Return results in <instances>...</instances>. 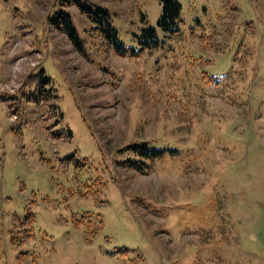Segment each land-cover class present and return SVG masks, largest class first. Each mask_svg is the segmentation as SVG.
<instances>
[{
  "label": "rangeland",
  "instance_id": "obj_1",
  "mask_svg": "<svg viewBox=\"0 0 264 264\" xmlns=\"http://www.w3.org/2000/svg\"><path fill=\"white\" fill-rule=\"evenodd\" d=\"M177 1L166 36L158 0H0V264H264V0Z\"/></svg>",
  "mask_w": 264,
  "mask_h": 264
},
{
  "label": "trees",
  "instance_id": "obj_2",
  "mask_svg": "<svg viewBox=\"0 0 264 264\" xmlns=\"http://www.w3.org/2000/svg\"><path fill=\"white\" fill-rule=\"evenodd\" d=\"M78 0H70V3L75 4L81 12H86L89 18L93 19L99 14V18L104 16L108 17L106 11L102 8L97 7L96 13L93 17L89 15V7L81 6L77 2ZM160 3V13L156 20V26L159 28L166 36L171 35L178 31V21H179V3L177 0H158ZM58 26L57 29L65 32L67 38L72 43V45L77 49L81 50L80 42L77 38L76 31L70 21L69 14L66 11L60 10L57 13ZM96 17V18H97ZM53 20L57 22V17H53ZM57 23H54V25ZM106 30L105 35L107 40L111 43L113 50L117 54H121L128 48L117 38L115 30L110 26L109 22H105ZM136 42L140 47L150 49L155 47L159 43V38L156 33L154 26H145L141 28L139 35L135 36ZM214 82H218L217 77L212 78ZM127 151L126 157L120 161L122 164L134 167L136 170L142 172L148 167V163L153 159L158 158L165 152L163 147H155L150 143V141L140 140L133 141L125 144L123 147ZM168 151H173L172 148H168ZM28 217H32V214H28ZM29 221V219H28ZM101 221L97 220V228H100ZM28 236V235H27Z\"/></svg>",
  "mask_w": 264,
  "mask_h": 264
}]
</instances>
